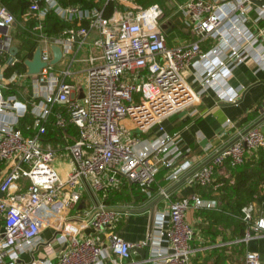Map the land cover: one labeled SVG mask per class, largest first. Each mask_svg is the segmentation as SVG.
I'll list each match as a JSON object with an SVG mask.
<instances>
[{
	"label": "built area",
	"instance_id": "1",
	"mask_svg": "<svg viewBox=\"0 0 264 264\" xmlns=\"http://www.w3.org/2000/svg\"><path fill=\"white\" fill-rule=\"evenodd\" d=\"M111 1L126 11L107 18L98 7H64L57 0H44L42 7L31 0L23 21H35L37 48L46 64L37 75H29L27 68L7 75L10 66L27 59L19 49L9 64L11 49L17 46L11 37L16 17L0 5V166L7 167L0 176V264H23L25 255L33 257L32 264H103L106 250L113 256L109 264H127L137 248L149 251L144 264H189L195 231L186 215L191 208H216L198 195L173 201L162 187L167 210L158 214L147 240L134 245L116 229L132 216L136 201L111 205L108 200L112 191L126 186L151 198L161 172H166V183L173 184L191 170L192 162L180 164L185 156L180 133L166 132L163 126L199 100L183 72L201 60L205 71L200 84L208 87L221 70L250 58L264 70V4H254L262 0L175 3L192 41L173 47L168 45L161 6L144 9L135 0ZM49 11L71 24L60 38L44 32ZM206 42L211 44L207 50ZM53 45L64 52L57 65L52 64ZM86 46L91 55L82 61L77 53ZM81 62L88 64L81 72L85 79L74 83ZM13 89L18 93H10ZM239 95L234 93L227 102L236 104ZM230 124L228 120L225 126ZM51 125L58 131L55 144L48 142ZM262 149L264 121L239 132L232 144L195 170L189 182L213 185L222 168L240 167L249 154ZM59 157L74 164L67 177L53 168ZM222 186L218 183L214 190ZM241 219L246 226L242 241L264 236V203L244 206ZM49 228L56 233L45 239ZM86 230L97 236L86 235ZM41 251L45 256L36 258ZM246 264L264 262L260 253L250 251Z\"/></svg>",
	"mask_w": 264,
	"mask_h": 264
},
{
	"label": "crops",
	"instance_id": "2",
	"mask_svg": "<svg viewBox=\"0 0 264 264\" xmlns=\"http://www.w3.org/2000/svg\"><path fill=\"white\" fill-rule=\"evenodd\" d=\"M177 1L184 4L188 0ZM100 8L105 12L103 7ZM126 9V6L115 3L111 17L121 16ZM165 16L164 29L167 32L168 45L173 47L190 43L192 36L186 25L184 14L176 10L172 15L166 14ZM251 17L254 18L255 14L252 13ZM22 23V26L26 24L24 21ZM17 28L18 25L15 24L11 31V37L15 45L21 46L23 40L20 37L21 32ZM253 29L256 27L253 26ZM210 45L209 42H206L203 48L207 50ZM82 51H84V59L91 55L89 46L78 51L77 56ZM66 62L63 63L64 66ZM83 70L78 71L75 67V75L76 73L79 75V72L81 73ZM204 71L205 66L199 59L194 60L185 69L183 77L198 94L199 100L194 105L166 119L163 123L166 132L180 133L181 146L185 151V156L180 164H184L186 161L192 162L191 170L185 172L181 180L173 184L166 183V172L163 171L152 188L151 198L136 201L132 216L123 220L116 232L134 245H141L146 241L150 227L157 221L158 214L167 210V204L160 195L161 188L166 187L173 201L198 195L203 200L216 205L214 209L191 208L186 215V220L195 231L192 242L194 254L189 264H246V255L250 251L260 253L264 262V236L257 237L249 243L242 241L245 235L244 225L236 216V211L234 213L231 209L227 211L222 209L227 204L232 205L229 201L230 198L222 201L219 191L210 195L203 192L202 188L193 186L189 182L192 173L232 144L237 139L239 132L259 127L264 121V70L258 67L256 59L250 58L240 65H230L228 70H221L213 85L202 87L200 76ZM75 80L77 82L84 81H81L77 75ZM237 92L240 93L238 102L236 104L227 102L228 97ZM228 120L231 121V124L225 126ZM48 142L52 144L58 142V131L53 125L49 128ZM260 161H264V149L249 154V163L258 165ZM6 173L7 167L0 166V176ZM67 175L68 173L62 177H67ZM231 175L230 168L224 167L220 170L218 179L230 178ZM25 184L26 181L22 180L20 185ZM260 188L261 196L255 202L259 205L264 203V185H261ZM52 232L51 229L45 230L43 233L45 239H52ZM85 233L92 237L97 236L92 230H86ZM105 254L103 264H109L113 256L108 250L105 251ZM148 254V250L146 254V249L137 248L133 251L132 261L127 264H144L143 261ZM44 256L41 251L35 257L43 258ZM32 261L33 257L30 255L23 257V264H32Z\"/></svg>",
	"mask_w": 264,
	"mask_h": 264
},
{
	"label": "trees",
	"instance_id": "3",
	"mask_svg": "<svg viewBox=\"0 0 264 264\" xmlns=\"http://www.w3.org/2000/svg\"><path fill=\"white\" fill-rule=\"evenodd\" d=\"M38 3L43 7L45 5L44 0H37ZM60 5L64 7L78 6L81 8H93V7H103L105 12L104 15L107 18L112 16L113 10L115 9V3L111 0H57ZM144 0H135L139 5ZM143 3V2H142ZM32 2L31 0H0V5L6 7L15 17L16 24L18 25V31L21 32L20 37L23 40L21 46L25 49L24 60L32 58L36 48L38 46V38L36 33L33 32L35 21L31 20L22 26L23 16L30 8ZM150 6H143L142 8L147 9ZM71 27L70 23L62 21L54 11H49L44 20V32L51 38H60L65 29ZM18 32V33H19ZM26 37H24V36ZM24 38V39H23ZM26 71L24 62L18 63L14 67H9L6 71L7 75H11L14 72L23 73ZM18 93L17 90H12L10 93ZM50 128V127H49ZM74 131V129H72ZM230 168L232 175L230 178L218 179L217 183L209 185L206 187H199L203 189V192L213 195L215 193L214 185L222 183L223 186L218 190L222 196V201L230 198L229 201L232 204L226 205L222 209L227 211L231 209L236 211V216L241 219V209L249 204L257 202L261 196V185H264V161H260L258 165L247 162L237 168ZM162 172L160 173V175ZM166 175V174H165ZM159 179H157L158 181ZM133 191V194L131 192ZM144 198H148L146 195L140 193L136 188L130 189L129 187H124L121 191H112L109 194L108 203L111 205L119 203H128L130 201H140ZM230 206V207H229ZM244 225V232L246 229Z\"/></svg>",
	"mask_w": 264,
	"mask_h": 264
},
{
	"label": "rangeland",
	"instance_id": "4",
	"mask_svg": "<svg viewBox=\"0 0 264 264\" xmlns=\"http://www.w3.org/2000/svg\"><path fill=\"white\" fill-rule=\"evenodd\" d=\"M179 1L182 2L184 0H179ZM142 2H141L142 5H138V6L143 7L145 5L146 6L159 5L164 9V11L167 15H172L177 10V8L175 7V3H178L177 0H144ZM24 37H26V36H24ZM19 49L21 51V54L25 53V49H23L22 46H19ZM77 57H78V59H84V51H82ZM86 68H88L87 63L81 62V63L76 64V69L78 71L86 69ZM79 74H80V76H79L80 80L81 81L84 80V76H83L84 73L81 74L79 72ZM74 83H77V81H75ZM132 134H133V136H135L136 131H133ZM53 168L56 169L57 172L62 176V175H65L67 173L72 172L74 169V164L72 163L71 159L68 157H59L54 161ZM235 211H237V210H235ZM49 229H51V228H49ZM51 230L53 231L52 232V236H53L56 232L53 229H51ZM54 246H57L56 242H54Z\"/></svg>",
	"mask_w": 264,
	"mask_h": 264
},
{
	"label": "water",
	"instance_id": "5",
	"mask_svg": "<svg viewBox=\"0 0 264 264\" xmlns=\"http://www.w3.org/2000/svg\"><path fill=\"white\" fill-rule=\"evenodd\" d=\"M254 4L258 6H262L264 4V0L254 2ZM52 51H53V56H54L52 64L57 65L62 61L64 57L63 48L61 46L53 45ZM18 54H19V48L17 46H14L10 52L11 56L9 59V64L13 63L15 57L18 56ZM25 66L27 68V73L29 75L40 74L42 69L46 67V64L42 61V58H41V48L40 47L37 48L32 59H27L25 61ZM1 196H3V194H1ZM144 254H145V251H144ZM146 254H147V250H146Z\"/></svg>",
	"mask_w": 264,
	"mask_h": 264
}]
</instances>
